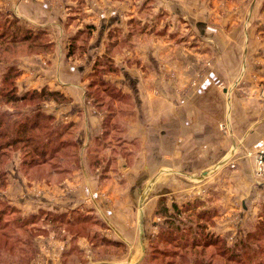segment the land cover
<instances>
[{
    "label": "rangeland",
    "instance_id": "374dc122",
    "mask_svg": "<svg viewBox=\"0 0 264 264\" xmlns=\"http://www.w3.org/2000/svg\"><path fill=\"white\" fill-rule=\"evenodd\" d=\"M24 1L27 2V0ZM104 1L108 2L106 6L101 0H71L73 7H70V1L66 7L65 5L61 6L65 16H63L61 26L64 38L61 39L60 51H57L58 45L55 40L58 30L51 32L48 28L38 27L35 23L31 24V22L10 16L6 11L0 10V15L9 16L8 19H17L19 25L32 32L45 33L50 41V46L47 49L29 50L25 44L16 46L10 52L0 55V92L2 88L4 91L7 89L3 80L9 64L15 63L16 69L20 73L16 80V88L18 95L21 96L29 91L40 92L42 89L51 91L47 82H54L56 77L54 74H44V72L61 70L63 73L60 75L63 78L66 76L65 72L74 69L77 71L79 66L80 71L85 68L86 72L88 71L89 74L83 77V80L86 78L88 83L92 79L89 71L93 70L95 64L100 66L98 71H101L102 78L110 82H113L110 76L120 74L121 66L142 73L146 71L145 63L137 57L134 58L135 54L133 53L147 50L149 44H162V40L171 41L177 48L174 54L176 63L173 62L171 65L162 63V68H159L160 74L157 77L158 84L151 93L161 106L165 107L166 100H170L171 114L170 111L165 113H168L171 120L178 123L180 127V131L175 133L179 137V139L176 138V141L177 139L178 142L181 141L182 132L186 131V134H189L200 129L195 136L200 133L202 141L206 145L202 146L203 167L201 170L204 172L202 173L204 175L207 171L210 172L209 170H214L216 173L205 175L206 179L202 184L191 182L192 177L194 178L198 171L193 168L197 166L194 163V157L187 158V170H184V173H181L183 169L179 168L177 161L175 166H172L173 159H168L165 168L156 163L158 159L155 157L156 166L148 167L147 163L149 161V165H151V159L141 157V153L148 149V145L144 144L141 139L129 140L130 138L127 137L131 125L138 119L134 112L133 97L129 95L130 101L121 100L114 104L118 105V116L113 114L110 119H107L108 121H104V117L101 116L102 119L98 121L101 137L91 141L85 151L80 149L77 139L78 135L81 141L82 123L74 126L71 137L74 142L69 139L68 141H70L69 145L71 146L73 143L75 148L71 146L60 154V161L69 167V170L64 171L69 172L68 174L57 176L54 174L56 172L50 171L47 167L22 171L20 165L23 152L19 150L20 147L13 148L11 157L3 159L6 164L4 163V181L0 184V200L19 210L22 217L29 218V216L35 215L37 219L27 223V229L31 232V240L26 238L25 242L24 232L15 233V236L12 234L9 242L0 237V264H140L145 254L150 250L148 242L158 240V233L166 227L163 218L165 212L162 203L164 202L167 203L169 214L175 213L173 205H177L179 208L188 203V210L185 213L181 212L183 214L177 218L179 221L176 226L179 224L184 226L185 222L187 225L185 227L196 228L199 226V231L204 233L208 231L221 236L231 247L241 241L248 232L253 231L256 224L264 217V199L258 197L255 204L251 206L252 211L242 218V197L245 193L244 190H248V188L243 189V186H249L244 183L247 181L243 180L242 153L237 152L235 157L230 158L223 167L219 164L229 151H233L235 146L233 143L242 138V130L245 128L242 125V118L247 120L245 122L247 124L257 121L259 118H263L262 122H264V108L260 109L261 112H256L253 107L248 110L243 109L240 116L236 114L237 109H232L230 116L232 114L234 120L233 117L232 120L225 118L229 111L228 106L225 105L226 97L222 94L224 86H226V79H221L219 73L218 76L214 75L213 77V79H218V82L211 81L216 64L219 63L218 67L220 68L224 65L217 58V54L219 56L233 54L236 63L238 58L242 57L243 64H245L243 58L245 57L247 65H252L253 68L247 72L243 71L239 65L232 67L231 70L234 73L238 71V74L233 79L230 92L232 103H230L231 105L239 103V111L242 109V103L246 104V107H250L249 105L255 102L258 106L264 107V69L260 73L255 71L254 66L258 62L250 60L251 57H249L251 54L258 56L261 54L264 59V0H218L219 3L228 6L227 8H231L233 5L232 8L234 7L235 10L242 9L237 15L241 17L242 25L234 26L235 29L232 32L234 44L231 43L229 49H227L228 44L213 45L210 40L199 35L194 25L188 23L190 18H186V22L181 21L184 23L182 27L173 13L168 15L163 10L159 11L157 8H159L160 1L164 3L163 0ZM177 1L174 0L172 3L176 4ZM228 1L232 5L228 4ZM124 4L133 6L136 11L134 14L128 12L126 34H123L117 27L110 28L104 35L102 49L96 50L91 44L96 37L101 18L114 13L120 7L119 5ZM218 8L222 12L227 10L221 6ZM198 9L200 7L188 11L189 15L194 13L193 15H197L194 16L195 18L202 19L204 17L205 19L207 13ZM89 12L93 13L94 20L89 19ZM150 18H153V21H150ZM90 22L93 23L90 24ZM151 22L155 23L152 27H150ZM224 33L226 34V29ZM75 36L77 37V49L70 56L69 41ZM216 46H220L218 50ZM85 60L86 63H84ZM23 75L29 76L23 78ZM48 75L50 78L46 79L45 76ZM79 77L81 78V76ZM70 82H74V80ZM119 89L123 92L120 87ZM62 95L70 99L63 93ZM85 99L89 101L86 97ZM248 100L254 101L249 102ZM2 101L0 99V109H3ZM63 102L44 98L38 107L44 114L53 116L55 124L61 125L65 123L60 120L59 123L56 122L54 107L63 106ZM89 103L99 113L90 101ZM18 105L22 107V114H26L31 106L28 103ZM11 107L7 105L4 109L12 112L13 107ZM63 110L64 108L61 109V111ZM186 112L189 113L188 117L191 119L182 120V117L186 116ZM190 112L197 113L198 117L194 118L196 114L192 116ZM168 116H164V118ZM158 117L160 120L163 119L160 114ZM158 134L156 137L159 136ZM103 137L106 142L104 141V146H100L99 142ZM194 148L191 146L190 150ZM261 151L264 153V147L246 151L244 157L251 160L253 165L252 183L264 185V164L260 165L257 162ZM175 159L178 160V158ZM240 161L241 167L237 164ZM83 163L86 167V174L91 180L90 186L82 182ZM136 166L139 169V176L135 179L136 174L131 170H134ZM117 168L119 171L121 170L120 173L117 172ZM172 168H174V173L167 172ZM74 176L76 182L73 183ZM185 176L187 183L180 185L179 179ZM125 180L142 183V189L137 192L135 189L130 191ZM169 192L171 194H168ZM136 193L138 199L141 200L139 207L136 203L130 204ZM91 196L95 198L97 204L102 200L104 207L109 212L106 219L110 218L115 222L116 231L115 229L110 231V226L108 227L107 224L109 220L96 212V203L92 202ZM3 209L4 207L0 205V211ZM73 210L79 211L80 213H77L80 215L73 213L70 216ZM45 212L69 213L66 214L65 220L60 222L57 218L46 216ZM199 212H210L213 214V219L204 221L198 215ZM81 213L92 215L102 226H97L92 220L86 221V223H74L73 219L82 217ZM3 219L7 221L6 224L11 222L8 230L11 232L17 230V227L12 225L17 226L13 223L18 220V217L6 211ZM123 226H127L123 232L127 231L125 234H128V237L118 235V231L123 230ZM140 226L142 235L139 231ZM14 238L20 239L21 243L11 242ZM119 244L123 247H114ZM131 245L136 249L137 254L139 253V257L136 260V256L135 260L130 262L126 259L128 248L130 251ZM157 246L163 247L164 245L158 242ZM210 251L203 253H210ZM209 258L210 256L205 258L204 264ZM160 261L174 262V259L159 258L156 263ZM211 263L225 264L226 256H220V258L212 260Z\"/></svg>",
    "mask_w": 264,
    "mask_h": 264
},
{
    "label": "crops",
    "instance_id": "0c3cea01",
    "mask_svg": "<svg viewBox=\"0 0 264 264\" xmlns=\"http://www.w3.org/2000/svg\"><path fill=\"white\" fill-rule=\"evenodd\" d=\"M70 1V7H73V3L71 5ZM67 0H0V10L6 11L10 16L16 17L18 19L26 20L27 22H31L37 24L38 27H44L48 28L51 32L58 30V33H56L55 40L57 41L56 45H58L57 51H60L61 39L64 38V34L61 33V26L63 23V16L64 10L61 8V6L66 7V5L69 3ZM103 4L106 6L108 3L107 1L101 0ZM155 1V0H154ZM163 2L160 1L159 8H157L159 11H165L168 15H172L177 17V22L182 25L184 23H181L183 20L186 22V18H190V21L188 23L191 25V23L194 25L197 30L198 34L202 37L206 38L207 40H210L213 45H220L224 46L227 45V49H229V46L234 44V34L232 35L233 30L235 29L234 26L242 25V21L240 20V16H237L238 13L242 11V9L235 10L234 7L232 8V3L227 2L228 4H231V8H227L223 3H219L218 0H178L176 4H173L172 2L174 0H163ZM196 3H195V2ZM195 4H194V3ZM123 4V3H120ZM117 11H115L112 14H109L103 18H101L96 37L92 41V46L96 50H101L102 46L104 44V35L106 32L112 28L117 27L119 28L123 34H126L127 32V19L129 18V14H134L135 8L133 6L129 5H119ZM162 6V8H161ZM221 6L223 8H226L227 10H220L218 7ZM104 7V6H102ZM156 7V6H155ZM197 7H200L201 12H206V18L204 17L202 19L195 18L192 13L190 14L191 17H189L188 11L192 9H196ZM156 9V11H157ZM106 10V9H104ZM66 11V9H65ZM129 12V14H128ZM158 12V11H157ZM156 12V13H157ZM66 14V13H65ZM189 15V16H188ZM173 16H165L169 18H173ZM188 16V17H187ZM173 18V19H174ZM89 19L94 20L93 13L89 12ZM150 21H153V18L149 19ZM93 22H90L92 24ZM155 24L154 22H151L150 27ZM226 29V34L224 33V30ZM233 38V39H232ZM154 40V39H153ZM163 43H155L149 44L147 47V50L140 51L139 53H133L135 54L134 58H138L139 60H142L144 63V66H146L144 72L138 73L135 72L133 69L126 68L124 66H121L120 74L118 76H110V79L116 83L118 88L120 87L124 93H127L131 97H133L134 101V112L136 113V116H138V119L135 120L134 124L131 125L130 130L127 132L128 139L131 140L133 138L141 139L143 140V143L148 145V149H145L141 154L143 159L150 158L151 159V165H149L148 161V167H155L156 163L158 165H163L165 167V164L168 162V159L172 160V166H175L176 161L179 163V168L184 170H187V158L188 157H194V163L197 164V166L193 167L194 169L198 170L196 171L198 177L196 176L191 179V182L194 183H200L202 184L206 177L205 175H213L216 171L206 172L203 175V171L201 168L202 165V146H206L205 143L202 141V135L199 133V135L195 136L197 132L200 131H193L189 134H186L185 132L181 133V141L178 142L179 137L175 135L176 131H180V127L178 126V123L173 122L171 120V117L168 116V112L171 110L170 106V100H166V106L160 105V102L155 99L154 95L151 93L153 92V89L158 84V75L160 74V69L162 68V63H166V65H171V63L175 60V52L176 47L172 44L171 41L162 40ZM153 42V41H152ZM220 46H216V49L218 50ZM138 50V49H137ZM217 58L221 61V63H224L223 66L218 67V64L215 66L214 74H212L211 81L214 83L218 82V79H213L214 75L218 76L220 73L221 79H226L224 89L222 91V94L226 97V106H228V113L226 114L225 118H228L229 120H232L231 118L233 115L231 113L232 109H237L236 114L238 116L242 115L243 109H250L254 108L256 112H261L260 109H263L264 107L258 106L255 102H252L254 100H248L249 102H252L250 107H246L247 105L242 103V109L239 111L240 104L239 103H233L231 105V87L233 84V79L238 74V71L234 73L231 69L234 65L241 67V69L246 70L249 72L253 66L247 65L246 58H244L245 64H243L242 57L240 59L238 58L237 63L236 59L233 54H226L219 56L216 55ZM249 57H251L250 60L254 62H258L257 65L254 66V70L257 72H262L264 68H261L264 66V59L262 58V55H253L251 54ZM122 58V56H121ZM216 58V60H217ZM181 62V61H180ZM263 62V63H262ZM86 63V60L85 62ZM176 63V62H174ZM259 65V66H258ZM259 68V69H257ZM242 71V70H241ZM91 72V71H89ZM51 73L52 75L56 77V80L54 82L48 83L49 90L51 91H57L59 93H63L65 96H68L69 103L64 104L63 106L58 105V108L54 107L56 112V122L59 123V120L63 123H69L71 122L74 126H77V124H81L82 128V135H81V141L78 138L77 139L80 145V149L85 151L86 147L97 137H101V131L98 129V121H100L101 116L104 117V114L98 113L89 103V101H86L85 95H86V86L88 84V80L86 78L83 80V77H86L88 75V71L85 70L80 71V67L78 66L77 71L71 70L69 72H65L66 76L61 77L60 74L63 72L61 70H57L56 72H44V74ZM42 74V73H41ZM43 75V74H42ZM29 76V75H28ZM23 75L22 77H28ZM77 76V79H75ZM81 76V78L79 77ZM41 77V75H40ZM43 77V76H42ZM44 78V77H43ZM46 79L50 78V76H45ZM71 80H74V82H70ZM86 81V82H85ZM38 84V83H37ZM169 91L168 87H166ZM21 89V88H20ZM26 90V89H25ZM166 90V91H167ZM85 99V101H84ZM231 102V103H230ZM231 105V106H230ZM67 107V108H66ZM118 107V105H117ZM61 111V109H63ZM160 108V109H159ZM67 110V111H66ZM162 110V113H161ZM98 113V114H97ZM119 114V111H118ZM162 115L163 119H159L158 115ZM171 114V111H170ZM194 118H197V113L192 114L190 112V115H195ZM186 116L182 117V120H189V113H185ZM164 116H168L164 118ZM61 117V118H60ZM116 119V117H115ZM114 119V120H115ZM263 118H259L257 121L245 123L247 120L242 118V125L244 128L242 130V138H239V140L235 143H233L235 146L233 148V151H229L225 158L219 162L220 166L223 167V165L232 157H235L237 152L242 153V175L243 180L245 184H249V186L244 185L243 189L245 193H243L242 197V218L246 214L248 215V212L252 211V205L255 204V201L259 198L264 199V185H261L260 183H252L253 177H252V170L253 165L251 164V160H248L244 157V154L246 151H253L256 149H259L261 147H264V122H262ZM113 120V121H114ZM179 120H181L179 118ZM178 120V121H179ZM234 120V117H233ZM175 121V120H174ZM173 122V123H172ZM162 127V128H161ZM146 130V132H145ZM159 133V134H158ZM159 135L156 137V135ZM216 136V135H215ZM178 137L177 141L176 138ZM214 140L213 138H211ZM176 142V143H175ZM162 143V144H161ZM194 146L195 148L193 150H190V147ZM214 147V146H213ZM212 147V148H213ZM214 150V149H213ZM212 150V151H213ZM121 157V156H117ZM155 157H157L158 161H155ZM167 158V159H166ZM175 158H178L175 159ZM156 163H155V162ZM155 163V164H154ZM186 164V165H185ZM237 164L241 167V161L237 162ZM159 166V167H160ZM138 166L132 169L131 171L136 174L135 179L139 176V169H137ZM166 168V167H165ZM154 169V168H150ZM172 170H168L167 172H172ZM82 170V171H81ZM81 173H83L82 182L84 184H87L90 186V178L86 174V167L84 166V163L82 164ZM117 172L120 173L119 168H117ZM203 172V173H202ZM81 176V175H80ZM156 176V175H155ZM193 176V175H192ZM129 177V175H128ZM128 179V178H126ZM194 180V181H193ZM76 182L75 176L72 182ZM117 182V180L115 179ZM131 181V180H130ZM130 181L125 180L127 182L128 189L136 190V192L140 189H142V183L133 182L129 183ZM160 182V181H159ZM82 183V184H83ZM180 185H184L186 182V176L182 179H179ZM168 194H171L170 192ZM136 195L132 197V201H130V204H135L138 206L141 204V200L138 199ZM137 197V199H136ZM93 201L95 198L92 196L90 197ZM134 198V199H133ZM81 199V198H80ZM86 199V198H82ZM175 200V198H173ZM96 212L106 219V215L109 213L106 208L104 207L102 200H100L99 204H95ZM139 207V206H138ZM248 219V218H246ZM108 221V227L110 228V231L115 229L117 226L115 225V222L112 219H106ZM112 226V227H111ZM116 226V227H115ZM127 227V226H126ZM125 226H123V230L118 231V235L120 237H128L127 231L124 233V229H126ZM116 231V229H115ZM138 231V230H137ZM140 235H142V227H139ZM117 233V232H116ZM139 254V253H138ZM137 254L136 249L133 248V246H130V251L128 248V257L126 260L128 261H134L135 257L136 260L138 259L139 255Z\"/></svg>",
    "mask_w": 264,
    "mask_h": 264
},
{
    "label": "trees",
    "instance_id": "16d2710c",
    "mask_svg": "<svg viewBox=\"0 0 264 264\" xmlns=\"http://www.w3.org/2000/svg\"><path fill=\"white\" fill-rule=\"evenodd\" d=\"M8 17L0 15V55L10 52L16 46L25 44L29 50L34 51L49 48L50 41L45 33L27 30L18 24L17 19H8ZM69 42L68 49L71 56L77 49V37H73ZM83 45L85 44L83 43ZM99 67L98 64H95L93 70L90 72L92 79L86 86L85 97L100 113L104 114V121H108L107 119H110L113 114L118 116L119 108L114 104L121 102V100L130 101V96L121 92L116 83L110 82L105 78L103 79L100 74L101 71H98ZM19 75L20 73L16 69L15 63L9 64L3 80V84L7 89L4 91V88H2L0 92L2 93L0 94V99L3 100V109H0V184L4 181L5 162L3 159L11 157L13 148L20 147L19 150L23 152V155L21 154L22 163L20 165L22 171H25V169L31 170L38 167H47L50 171L56 172L54 174L57 176H64L69 173L64 172L69 170V167L65 166L63 161H60V154L66 148H70L71 146L75 148L73 143L71 146L69 145L70 141L74 142L71 138L74 125L72 123L55 124L54 117L44 114L38 107L44 98L56 99L58 102L64 101V104L68 103L69 99L57 91L51 92L47 91V89H42L40 92L29 91L19 96L16 88V80ZM22 103L31 105L26 114H22V107L18 105ZM7 105L13 107H11L12 112L4 109ZM103 138L99 142L100 146H104L105 137ZM63 165L64 168L62 167ZM0 201V205L4 207L0 211V237L9 242L12 234L15 236V233L24 232L25 242L26 238L31 240V232L27 229V223L37 219V216L22 217L19 210L14 209L13 206L8 205L5 201ZM196 203L201 205L199 202ZM166 204L165 202L162 203L165 212L163 215L164 225L166 227L162 228L158 233V240L148 242L150 250L148 249L149 251L145 254L140 264H204L205 258L208 256L210 258L206 264H212L211 261L220 258V256H226L225 264H264V217L256 224L253 231L248 232L241 241H238L237 244L231 247L227 245L221 236L208 231H205V233L199 231V226L196 228L185 227L187 226L186 222L184 226H181V224L176 226L177 221H179L177 218L183 214L181 212L184 211L185 213L188 210V203L183 205V209V206L178 208L177 205H173L175 213L172 214L168 213L169 209ZM6 211L18 217V220L13 223L17 224V226L12 225L13 227H17V230L13 232L8 230L11 222L10 224H6L5 222L7 221L3 219ZM71 212L70 216L73 213L80 215L77 213L79 211L73 210ZM40 213L43 214V212ZM67 213L69 212L60 214L45 212L44 214L63 222ZM198 215L204 221L210 220V218L213 219V214L210 212H199ZM66 220L69 222L68 219ZM90 220L95 222L97 226H102L90 214H82V217L73 219V222L86 223V221ZM11 242L21 243V240L14 238ZM158 242L164 246H157ZM253 242H255V246ZM114 247L123 246L119 244ZM209 250H211L210 253H203ZM159 258L167 260H172L173 258L174 262L160 261L156 263L159 261Z\"/></svg>",
    "mask_w": 264,
    "mask_h": 264
},
{
    "label": "built area",
    "instance_id": "2783aa9c",
    "mask_svg": "<svg viewBox=\"0 0 264 264\" xmlns=\"http://www.w3.org/2000/svg\"><path fill=\"white\" fill-rule=\"evenodd\" d=\"M257 162L262 165V163L264 164V153L261 151L258 155V158H257ZM263 168V167H262ZM262 168H260L262 170Z\"/></svg>",
    "mask_w": 264,
    "mask_h": 264
}]
</instances>
